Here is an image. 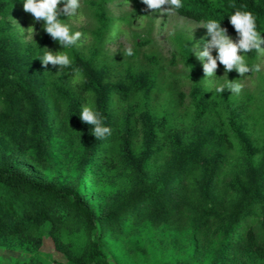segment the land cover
I'll use <instances>...</instances> for the list:
<instances>
[{
	"label": "trees",
	"instance_id": "16d2710c",
	"mask_svg": "<svg viewBox=\"0 0 264 264\" xmlns=\"http://www.w3.org/2000/svg\"><path fill=\"white\" fill-rule=\"evenodd\" d=\"M81 1L93 22L81 32L94 48L85 56L74 45L71 67L59 69L37 58L62 50L43 21L35 52L18 50L6 33L23 6L0 0V246L29 255L14 264H48L40 257L47 229L65 264H264V99L209 95L186 55L192 92L178 88L158 116L150 104L162 99L160 74L127 66L126 82L110 85L112 76L97 71L114 25L127 29L135 17L118 20L108 5L133 2L143 16L142 0ZM183 3L178 15L221 19L235 39L227 15L249 11L264 36V0ZM150 43L135 42L130 56ZM73 69L77 87L67 77ZM89 101L110 128L103 139L78 117Z\"/></svg>",
	"mask_w": 264,
	"mask_h": 264
},
{
	"label": "rangeland",
	"instance_id": "374dc122",
	"mask_svg": "<svg viewBox=\"0 0 264 264\" xmlns=\"http://www.w3.org/2000/svg\"><path fill=\"white\" fill-rule=\"evenodd\" d=\"M142 5L146 14L143 16L137 13L138 11L133 2L115 1L108 5L114 18L118 20L126 14H135V17L132 19V24L127 29L126 27H123L121 23H118L127 32V38H122L117 35L115 41H108L106 42V45H104L102 59L98 64L97 71L112 76V79L108 84L119 85L126 82L127 66L131 67L132 72L142 73L149 77L158 76L160 74L161 76L158 78V84L159 87L163 89L162 99L155 104H150L153 106V110L158 112L157 114L160 116L163 114L167 102L173 98V95L178 88L187 96H190V93L192 92L194 74L187 63V55L190 58L189 60L192 59L199 68L198 71L200 73L202 90L204 92L207 91L206 93L209 95L220 98L225 97L226 101L229 100L232 102L242 94L250 92L258 94L264 99V54H259L254 51L252 52L251 50L247 53V56L245 57L246 62H255L256 69L252 74H244V76H240L239 82L242 84V89L238 94H231L230 90L227 89L219 94L214 91L215 85L224 84L227 78L233 80L228 74L227 77H221L224 76L223 66L219 65V62H217L216 75L218 77L215 78L213 85H209L208 81L203 79L204 73L200 61L197 60L193 54L190 53L188 55L187 53V48L190 46L187 43L190 42V40L187 39L186 30L195 27L199 21L184 18L176 12L170 15H168L167 12H155L148 9L143 3ZM80 11L83 14L82 20L77 19L76 17H69L73 30L81 31L82 29L91 28L93 26L89 10L84 6L81 7ZM19 17V19L10 24V31H8L6 35L14 42L16 41L18 50L20 49L25 53L35 52V50L32 49L35 48L37 39L42 35V32L38 28V21H35L32 15L25 12L23 9L20 11ZM29 27L33 29V39L31 38V30L28 29ZM205 32L206 29L200 26L192 29L193 43H196L200 50L203 49L207 40L210 39V37L205 35ZM227 34L234 41L236 40L232 35L229 33ZM146 38H150L151 43L146 46L137 47L139 53L138 57L126 54L125 49L130 47L132 50H135L136 47L134 43H139ZM184 44H187V46ZM75 46L81 49L83 54L87 56L94 48V41L88 36H86V38L82 36ZM183 46H185L186 51ZM262 47H264V45ZM148 54L153 56L154 59H148ZM212 54L215 55V50H213ZM67 77L72 87H77L82 83L81 79L79 82L74 83L75 76L69 75ZM174 78L180 81L181 88L175 83ZM210 87L213 91H208ZM144 127L145 125L142 123L140 130L141 136ZM62 237L64 241H66V232L62 233ZM40 254L41 260L48 264L66 263L65 256L57 250L47 229L43 236V245ZM27 259H29V255L22 250H14L0 246L1 264H14L16 262L26 261ZM109 260L113 262L111 257Z\"/></svg>",
	"mask_w": 264,
	"mask_h": 264
},
{
	"label": "clouds",
	"instance_id": "9594fccd",
	"mask_svg": "<svg viewBox=\"0 0 264 264\" xmlns=\"http://www.w3.org/2000/svg\"><path fill=\"white\" fill-rule=\"evenodd\" d=\"M22 4L23 10L32 15L35 21H43L42 28L55 42H57L62 50L50 51L46 48L39 60L43 65L51 64L61 68H69L72 65L67 50L72 48L82 36L86 35L78 30H72L70 25L64 22L67 19L58 18L61 15L69 17H76L83 19L81 13V0H18ZM142 3L155 12H167L168 15L179 12L183 7V0H142ZM168 5V8L161 6ZM229 23L236 31L237 38L234 41L228 34L227 29L220 24L221 19L207 18L197 22L196 26L206 29L205 35L210 37L207 40L202 50L198 48L192 39V27L187 29V39L190 40V46L187 48L188 55L193 54L197 60L200 61L204 73V78L208 81L209 85H213L216 75L217 62L223 66L224 76L227 77L229 71H235L244 76L250 73L255 68L247 63L245 57L251 50L259 54H264V36L261 35L262 31L257 29L256 18L249 11L234 10L231 14L227 15ZM24 29V28H23ZM31 30V38L33 39V29ZM113 35H118L122 38H127V32L120 24L113 27ZM215 50V55H213ZM127 55H132V49L129 47L125 49ZM240 53V54H238ZM76 72L74 83L79 82L81 79L78 70ZM230 90L232 93H239L242 89V84L239 79L229 80L226 79L224 84H216L214 91L221 93L223 90ZM213 89L210 87L208 91ZM207 92V91H206ZM82 123L91 126V133L96 139H103L106 134H110V128L103 124L102 117L98 111L95 110L92 101H89L86 106H83L78 114ZM69 119V118H68Z\"/></svg>",
	"mask_w": 264,
	"mask_h": 264
}]
</instances>
